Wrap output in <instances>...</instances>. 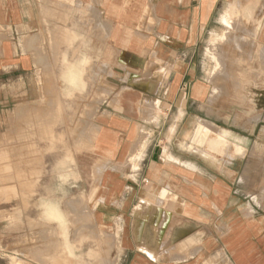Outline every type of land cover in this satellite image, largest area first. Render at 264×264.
I'll use <instances>...</instances> for the list:
<instances>
[{
    "label": "crops",
    "instance_id": "0c3cea01",
    "mask_svg": "<svg viewBox=\"0 0 264 264\" xmlns=\"http://www.w3.org/2000/svg\"><path fill=\"white\" fill-rule=\"evenodd\" d=\"M232 3L0 0V264H20L27 223L54 228L47 212L76 196L104 234L82 242L100 264H264V105L255 121L208 119L205 42ZM242 3L263 52L264 0ZM80 116L92 150L66 162L63 192L43 149ZM204 121L221 138L202 139Z\"/></svg>",
    "mask_w": 264,
    "mask_h": 264
},
{
    "label": "rangeland",
    "instance_id": "374dc122",
    "mask_svg": "<svg viewBox=\"0 0 264 264\" xmlns=\"http://www.w3.org/2000/svg\"><path fill=\"white\" fill-rule=\"evenodd\" d=\"M233 1L236 3L226 5L227 7H229L227 10H225L223 16L221 17V21L219 23L213 22L211 24L210 27L214 30L209 33L205 42L206 52L204 53V55L206 58L204 61V75L206 79L211 83L210 85L212 94V98L210 99V105L207 106V108L216 109L214 111L216 112L215 115L211 116L208 119L219 123L220 127H227V125L232 124V122L242 124V121L246 117L248 118V115L250 113L252 114L251 119L255 121L259 118V113L257 112L259 104L264 105V102H262L264 101V95H261L263 94L262 92L264 90V52H259V38L257 34H255V30L249 32L248 23L246 25L247 27L245 28L246 37H244V22L241 23L238 28H233L227 22L226 19L231 20L236 17L238 11L244 5H246L242 3L243 0ZM258 1L259 0H256V2ZM222 33L223 37L221 38L219 37V35ZM208 51H214V54L217 53L221 55V57H223L224 69L226 68L228 72L225 71L222 74L214 73V67L216 65V62L214 59L211 58L209 54L210 52ZM228 55H230L232 60L234 59V64H232L231 59V61L226 62V60L229 59ZM225 56L226 58L228 57L226 60H224ZM233 56H235V58ZM236 57L239 59V61ZM227 63H229L230 65L228 66ZM233 65L234 67L236 66V69L238 67L239 68L236 70ZM229 67L230 69L235 70L230 71ZM232 72H234V74ZM227 74H229L228 76H230L231 74L233 78L230 76L231 80H229V77L225 76ZM212 76H214L215 80L212 78ZM235 77H237V80L240 78V81L238 80L239 83L237 82L238 84L236 83ZM233 81L235 82V84ZM209 112H212V110H209ZM244 115L246 116L245 118ZM85 120H87V118H83L81 116L74 118L60 117V132L58 133L57 143L58 149L54 147H48L43 149L44 157L53 155L59 156L60 158L59 164H44L43 166L44 179L51 178L54 181L57 179L59 181L60 191L62 190V182L66 179V168L69 167L66 162L70 161L75 163V158L83 155L85 151L92 150L91 135L82 131L86 128L84 126L86 124ZM73 124L74 127L72 126ZM218 131L219 128H217L216 126H214L210 132L205 131L204 128L198 127L197 134L205 133V136H203L202 139L209 140L214 134H216L215 138H221V135L218 133ZM61 166L64 167L62 168ZM64 199L65 198L63 196H59L58 200L60 205H66V202L64 203ZM87 201L88 198H85L83 196H76L73 200L75 207L73 212L71 211L68 213L67 208H59L66 219L67 237H63L60 234V227L57 220V225H55L54 228L44 229L42 234L39 233L36 236L33 228H30L33 227V225L30 224V222L33 221H29L27 223L28 225L26 229L29 241L34 243L42 241L44 245L40 244V248L35 252L29 250V248H35L36 244L34 245V243H32V245H27V251H18L19 260L16 258V261L20 264H100L99 246L93 243L90 245L82 244L84 238L85 240H87L86 242H89V240H92L91 242H93L94 240H97L100 235L104 236V234L100 233L98 228H96L93 223L91 213H89V211L87 210ZM67 244H70L74 249L76 255L74 260L72 257H69V254L64 248ZM84 250L87 255L89 254L87 258L89 257L90 261H88L89 258L83 261ZM20 258L22 260H20ZM102 264H105V262L103 261Z\"/></svg>",
    "mask_w": 264,
    "mask_h": 264
},
{
    "label": "bare ground",
    "instance_id": "6f19581e",
    "mask_svg": "<svg viewBox=\"0 0 264 264\" xmlns=\"http://www.w3.org/2000/svg\"><path fill=\"white\" fill-rule=\"evenodd\" d=\"M231 7V6H230ZM252 14H253V9H252V6H249V5H244L239 11H238V14H237V16L236 17H234L233 19H231V20H229V19H226L227 20V22L233 27V28H238V26L241 24V23H243L245 20L246 21H248V19H250L251 17H252ZM231 15H233V14H231ZM229 18V17H228ZM222 21H223V19H222ZM240 28V27H239ZM259 28V27H258ZM256 32V31H255ZM218 34V33H217ZM256 34V33H255ZM254 34V35H255ZM250 36V35H249ZM219 37H223V33L222 34H220L219 35ZM235 37V36H234ZM237 37H239V36H237ZM221 38H218V39H221ZM225 38V37H224ZM241 38V37H240ZM242 39V38H241ZM224 40V39H223ZM222 40V41H223ZM218 41V40H217ZM256 42V41H255ZM209 44H210V42H209ZM216 46V45H215ZM256 50V49H255ZM263 51V50H262ZM208 52H210L209 54H210V56H211V58L212 59H214L215 60V62H216V65H215V72L214 73H218V74H222V73H224L225 71L226 72H228L227 71V69L225 68L224 69V62H223V57H221V55H219V54H217V53H215L214 54V51L212 52V51H208ZM224 52H226V51H224ZM223 52V53H224ZM235 52H237V51H235ZM264 52V51H263ZM219 57H218V56ZM222 55H224V54H222ZM227 55V54H226ZM229 56V59L228 60H226L227 58H226V56L224 57L225 59L224 60H226V62L227 61H231L232 60V58L230 57V55H228ZM236 56H237V53H236ZM234 58H235V56H233ZM237 58V57H236ZM231 59V60H230ZM238 59V58H237ZM234 60V59H233ZM232 60V64H234L233 61ZM238 61H239V59H238ZM244 62V61H243ZM230 63V62H229ZM229 63H227L228 64V66L231 64H229ZM241 63V62H240ZM231 64V65H232ZM236 65V64H235ZM233 67H234V65H233ZM235 69H236V66L234 67ZM233 68V69H234ZM239 68V67H238ZM237 68V69H238ZM84 69V68H83ZM229 69H230V67H229ZM234 69V70H235ZM236 69V70H237ZM242 69V68H241ZM234 70H232V69H230V71H234ZM241 72V71H240ZM233 74H234V72H232ZM232 74V75H233ZM229 74H227V75H225V76H228ZM240 75V74H239ZM219 76V75H218ZM230 76H231V74H230ZM230 76H228L229 77V80H231L230 79ZM219 77H221V76H219ZM228 77H226V78H228ZM232 77V76H231ZM212 78L214 79V76H212ZM222 78V77H221ZM225 78V79H226ZM233 78V77H232ZM237 77H235V79H236ZM239 78V77H238ZM224 79V78H223ZM240 79V78H239ZM238 79V80H239ZM251 79V78H250ZM212 80V79H211ZM215 80V79H214ZM219 80H220V78H219ZM233 80V79H232ZM238 80L236 79V83L238 82ZM240 81V80H239ZM247 81V80H246ZM245 81V82H246ZM231 82V81H230ZM234 82V81H233ZM216 83V82H215ZM219 83V82H218ZM239 83V82H238ZM237 83V84H238ZM234 84H235V82H234ZM223 85V84H222ZM81 86H84L83 84L81 85ZM224 86V85H223ZM81 88V87H80ZM83 88V87H82ZM222 91V90H221ZM225 94V93H224ZM78 120V119H77ZM84 122V121H83ZM79 124H80V122H79ZM78 124V125H79ZM84 124V123H83ZM88 125V124H87ZM85 126V125H84ZM215 125L213 124V123H210V122H202L200 125H198V127H200V128H204L205 129V131H207V132H210L211 131V129L214 127ZM77 133V132H76ZM81 133V132H80ZM43 134V133H42ZM144 134V133H143ZM71 137V136H70ZM78 138V137H77ZM82 139V138H81ZM80 140V139H79ZM77 143V142H76ZM83 143V142H82ZM81 149H82V146H81ZM135 157V156H134ZM72 159V158H71ZM41 163V162H40ZM58 166H60V165H58ZM57 166V167H58ZM62 168L64 167V166H61ZM66 171H67V169H66ZM23 180V179H22ZM22 183V182H21ZM25 183V182H24ZM45 204V203H44ZM58 207H59V205H58ZM43 214V213H42ZM47 215L48 216H50L52 219H55V220H57L58 221V223H59V227H60V234L63 236V237H67V223H66V219H65V216H64V214L61 212V210L60 209H52V210H50V211H48L47 212ZM45 218V217H44ZM81 219V218H80ZM46 220V219H45ZM44 220V221H45ZM77 232V231H76ZM45 238V237H44ZM64 244V243H63ZM65 250L67 251V253L69 254V257H72V258H75L76 257V255H75V252H74V249H73V247L70 245V244H67V245H65ZM76 248V247H75ZM51 250V249H50ZM64 251V250H63ZM65 251V252H66ZM62 252V251H61ZM61 254V253H60ZM87 254V253H86ZM64 256V255H63ZM87 256H89V254L87 255ZM80 257V256H79ZM83 258H84V256H83ZM81 259V258H80ZM82 260V259H81ZM70 261V260H69ZM75 264V263H74Z\"/></svg>",
    "mask_w": 264,
    "mask_h": 264
}]
</instances>
